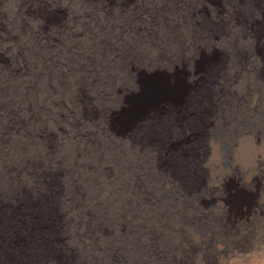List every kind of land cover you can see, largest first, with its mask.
Segmentation results:
<instances>
[{
	"label": "rangeland",
	"instance_id": "obj_1",
	"mask_svg": "<svg viewBox=\"0 0 264 264\" xmlns=\"http://www.w3.org/2000/svg\"><path fill=\"white\" fill-rule=\"evenodd\" d=\"M38 221L99 264H264V0H0V248Z\"/></svg>",
	"mask_w": 264,
	"mask_h": 264
},
{
	"label": "bare ground",
	"instance_id": "obj_2",
	"mask_svg": "<svg viewBox=\"0 0 264 264\" xmlns=\"http://www.w3.org/2000/svg\"><path fill=\"white\" fill-rule=\"evenodd\" d=\"M195 156L196 155L191 153L190 150L185 151L184 154H183V152H179V153L174 154V157H176L177 160H179V161L184 160L187 164L193 162ZM197 161H198V159H197ZM194 172H195V170H194ZM186 178L188 181H190V179H192V181H194L195 175H193V173H192L190 177L188 175ZM191 182L190 183L188 182L187 184H191ZM182 186H183V184H182ZM186 187H187V185H186ZM48 204H44V205H46L48 208V206H49ZM42 205H43V203L41 202L40 205L34 204V205L29 206L30 213L33 215V213H35L37 211L38 212L43 211ZM45 211H46V213L48 212L47 210H45ZM54 223H56L55 220L52 221L51 226H54L53 225ZM37 224H38V227H35V228H31V227L28 229L24 228V231L23 232L21 231V233L19 235V241H20L19 243H22L21 244L22 247H23V245H26L29 243L27 246H29L30 248H27V247L26 248H17V247L13 248L16 245L15 242H17V241H16V239L12 240V241L9 240L7 242V244L4 245L5 248H3V247L0 248V264H99L100 261H99L98 256H95L92 253V251H95L94 248L86 249V251L89 250V253H86L85 249H82V248H66V247L64 248L63 246L59 245L61 242L59 243L58 237L53 232V229H51V231L45 230L49 226L48 222H46V224H43L42 221H38ZM37 228H39V229L43 228L44 232H45V233H43L44 235L41 234V236L40 235L36 236V234H39L38 231H36ZM60 228H62V227H60ZM57 231H59V230H57ZM35 238H38V239H36L34 243L31 242L32 239H35ZM159 238H160V236H159ZM156 243H157V241H156ZM153 244H154V241H153ZM156 249H158V248H156ZM101 250H102V248H101ZM99 251H100V249H99ZM123 251H125V250H123ZM153 252H155V251H153ZM107 254L111 257V260L113 259L117 264H120L121 260L124 259V258L122 259L120 256L119 248H108ZM155 255H156L157 259L159 261H161V255L160 254L159 255L155 254ZM154 264H156V263H154ZM159 264H162V263H159Z\"/></svg>",
	"mask_w": 264,
	"mask_h": 264
}]
</instances>
